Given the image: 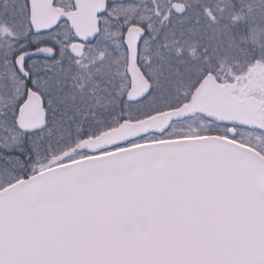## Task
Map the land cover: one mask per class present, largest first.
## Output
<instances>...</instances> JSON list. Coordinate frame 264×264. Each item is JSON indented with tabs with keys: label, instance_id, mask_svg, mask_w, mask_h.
I'll return each mask as SVG.
<instances>
[{
	"label": "snow or ice",
	"instance_id": "snow-or-ice-1",
	"mask_svg": "<svg viewBox=\"0 0 264 264\" xmlns=\"http://www.w3.org/2000/svg\"><path fill=\"white\" fill-rule=\"evenodd\" d=\"M0 264H264V0H0Z\"/></svg>",
	"mask_w": 264,
	"mask_h": 264
}]
</instances>
